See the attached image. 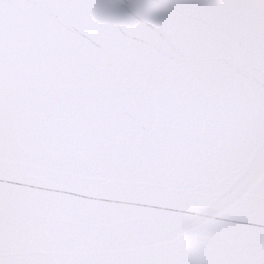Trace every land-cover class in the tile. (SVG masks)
Returning a JSON list of instances; mask_svg holds the SVG:
<instances>
[{
    "label": "snow or ice",
    "instance_id": "6c2138e0",
    "mask_svg": "<svg viewBox=\"0 0 264 264\" xmlns=\"http://www.w3.org/2000/svg\"><path fill=\"white\" fill-rule=\"evenodd\" d=\"M30 0H13L5 11L0 0V29ZM230 13H254L251 40L234 27L233 39L244 36L254 49L249 58L231 40L206 39L182 79L175 81L163 110L152 100L110 101L96 111L80 105L39 141V151L56 172L42 175L64 185L51 207L56 222L44 228L21 217L23 230L44 238L48 255L27 245L0 223V264H264V231L243 230L236 242L227 226L210 228L184 210L203 201L169 191L193 176L228 192L264 188V0H187ZM223 54L233 65L217 62ZM244 66L251 82L241 81ZM132 112L130 116L123 112ZM227 146L207 151L210 140ZM207 158L201 166V159ZM4 169L0 166V176ZM14 192L23 198L26 190ZM6 190L0 185V215ZM91 197L92 199H86ZM135 200L150 208H123L112 203ZM235 201L225 199L219 211ZM180 209L181 211H174ZM264 224V204L257 212ZM208 233L211 238L196 237ZM220 237V238H217Z\"/></svg>",
    "mask_w": 264,
    "mask_h": 264
},
{
    "label": "water",
    "instance_id": "95a60500",
    "mask_svg": "<svg viewBox=\"0 0 264 264\" xmlns=\"http://www.w3.org/2000/svg\"><path fill=\"white\" fill-rule=\"evenodd\" d=\"M12 5L13 0H6L5 11ZM253 17L251 12L212 10L187 0H30L15 11L0 29V185L6 190L0 223L5 230L48 255L47 241L25 232L21 217L44 228L56 222L51 202L64 185L41 178L56 169L40 153L39 141L64 121L69 108L83 105L95 112L110 101L135 98L140 104L152 100L163 110L175 81L197 63L206 39L231 40L240 55L251 57V44L244 36L233 39L232 32L240 24L251 40ZM217 62L231 66L233 57L223 54ZM236 74L241 81L252 80L242 65ZM226 146V139H212L206 147L218 154ZM207 162L204 158L200 164ZM17 186L26 190L25 197L14 192ZM166 187L180 197L203 201L183 214L210 228L227 226L237 243L244 229L264 231L257 218L264 204L259 185L226 193L193 176ZM225 199L235 203L219 211ZM112 203L152 207L127 199ZM209 238L203 233L195 239Z\"/></svg>",
    "mask_w": 264,
    "mask_h": 264
}]
</instances>
